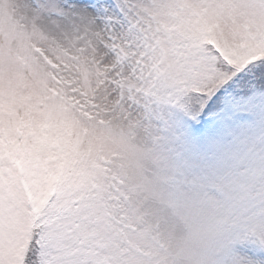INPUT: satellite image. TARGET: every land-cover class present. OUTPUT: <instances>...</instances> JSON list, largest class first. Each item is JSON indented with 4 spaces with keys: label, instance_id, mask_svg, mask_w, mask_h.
Returning a JSON list of instances; mask_svg holds the SVG:
<instances>
[{
    "label": "snow or ice",
    "instance_id": "snow-or-ice-1",
    "mask_svg": "<svg viewBox=\"0 0 264 264\" xmlns=\"http://www.w3.org/2000/svg\"><path fill=\"white\" fill-rule=\"evenodd\" d=\"M0 264H264V0H0Z\"/></svg>",
    "mask_w": 264,
    "mask_h": 264
}]
</instances>
